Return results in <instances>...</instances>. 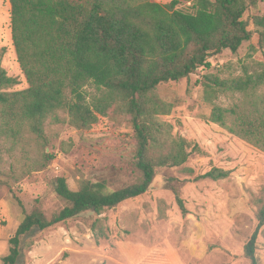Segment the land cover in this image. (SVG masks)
Wrapping results in <instances>:
<instances>
[{"label": "trees", "instance_id": "obj_1", "mask_svg": "<svg viewBox=\"0 0 264 264\" xmlns=\"http://www.w3.org/2000/svg\"><path fill=\"white\" fill-rule=\"evenodd\" d=\"M8 1L12 44L28 86L10 90L17 79L1 66L0 51V136L16 143L28 132L45 143L44 122L60 121L59 110L79 131L89 130L100 117L132 130L126 158L130 183L112 188L105 179L85 178L71 189L65 177H57L52 185L61 205L48 215L39 206L25 211L15 197L21 218L8 239L9 252L1 258L2 264H15L22 236L141 196L163 169L192 175L187 163L207 152L197 141L172 134V124L160 116L170 104L157 88L187 78L197 68H210L208 57L223 50L235 53L253 34L262 50L264 11L251 13L259 0H188L187 9L178 7L180 0ZM87 85L96 93L89 96ZM201 85L209 108L203 119L264 152V65L228 78L206 74ZM219 92L231 93L235 100L221 106L215 102ZM53 159L51 152L44 153V166ZM229 173L211 166L177 181L219 180ZM175 179L164 177L165 187L186 215ZM255 218L243 247L250 264H260L256 244L264 227V203Z\"/></svg>", "mask_w": 264, "mask_h": 264}, {"label": "rangeland", "instance_id": "obj_2", "mask_svg": "<svg viewBox=\"0 0 264 264\" xmlns=\"http://www.w3.org/2000/svg\"><path fill=\"white\" fill-rule=\"evenodd\" d=\"M190 3L180 0L178 7L187 9ZM263 11L264 0H259L251 13ZM0 51L1 66L17 79L10 90L26 88L12 44L8 0H0ZM207 61L210 68H197L187 78L161 84L156 91L170 104L160 116L172 124V134L197 141L207 152L187 163L192 175L178 168L163 169L141 196L22 236L15 264H250L243 247L256 224L255 213L264 203V152L203 119L209 108L202 101L201 81L206 74L228 78L257 69L264 65V48H257L253 34L235 53L223 50ZM86 91L89 96L96 93L93 85H87ZM235 97L219 92L215 102L228 106ZM58 116V122H44L45 143L28 132L16 143L0 136V264L21 218L15 197L25 211L39 206L48 215L61 205L53 192L57 177H65L71 189L85 178L105 179L112 188L132 181L126 166L131 129L100 117L92 128L79 131L68 124L64 110ZM48 152L54 159L44 166ZM211 166L230 173L219 180L177 181L192 179ZM168 176L176 178L172 183L180 190L186 215L165 187ZM256 256L264 264V227Z\"/></svg>", "mask_w": 264, "mask_h": 264}]
</instances>
